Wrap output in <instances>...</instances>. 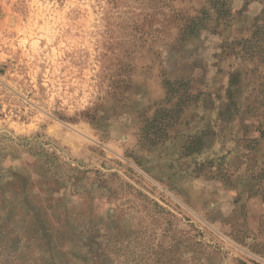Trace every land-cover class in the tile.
Masks as SVG:
<instances>
[{"label":"rangeland","instance_id":"obj_1","mask_svg":"<svg viewBox=\"0 0 264 264\" xmlns=\"http://www.w3.org/2000/svg\"><path fill=\"white\" fill-rule=\"evenodd\" d=\"M213 1L0 0V264H264V0Z\"/></svg>","mask_w":264,"mask_h":264},{"label":"trees","instance_id":"obj_2","mask_svg":"<svg viewBox=\"0 0 264 264\" xmlns=\"http://www.w3.org/2000/svg\"><path fill=\"white\" fill-rule=\"evenodd\" d=\"M229 4H230L229 0H214L210 4V7L213 9L214 16L216 17V19L220 20V19H224L226 16H228ZM200 15H201V17L196 19L197 22L208 23L210 21V17L206 14V11H204V10L200 11ZM262 20H264V18ZM195 27L196 26H193L192 30ZM259 43H261V41L258 40L257 45Z\"/></svg>","mask_w":264,"mask_h":264}]
</instances>
